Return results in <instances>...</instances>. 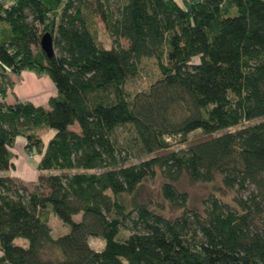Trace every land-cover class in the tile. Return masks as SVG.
I'll return each instance as SVG.
<instances>
[{
	"label": "trees",
	"instance_id": "16d2710c",
	"mask_svg": "<svg viewBox=\"0 0 264 264\" xmlns=\"http://www.w3.org/2000/svg\"><path fill=\"white\" fill-rule=\"evenodd\" d=\"M110 1L0 0V264H264V0ZM144 58L158 76L131 92ZM22 71L52 81L47 107L7 102ZM18 137L39 155L30 184L7 173ZM134 152L147 157L133 163ZM156 169L179 215L137 200ZM184 173L247 194L189 210L175 186ZM50 215L69 231L54 238Z\"/></svg>",
	"mask_w": 264,
	"mask_h": 264
},
{
	"label": "rangeland",
	"instance_id": "374dc122",
	"mask_svg": "<svg viewBox=\"0 0 264 264\" xmlns=\"http://www.w3.org/2000/svg\"><path fill=\"white\" fill-rule=\"evenodd\" d=\"M182 2V0H177ZM90 8H94L96 0H87ZM111 7L114 8L117 5V1L111 0ZM89 12V11H88ZM91 15V14H90ZM91 29L94 31L97 41L105 47H110L112 45V39L105 29L104 23L101 21L99 16L92 14L91 16ZM125 44V41H121ZM33 72V71H32ZM36 74L35 72H33ZM158 68L156 64V59L154 58H144L141 61L139 67V73L137 76L130 78L127 81L126 88L135 92L140 89H145L148 85L158 76ZM38 75V74H36ZM12 78L15 75H11ZM40 77L45 75H38ZM71 128L77 129L74 125ZM38 134L41 135L44 144H46L49 138L53 135L54 130L50 128L39 129ZM204 135L199 131L191 132L188 135V143L199 139H202ZM176 141V142H175ZM172 148H179L185 146V144L178 143L177 140H171ZM14 169L12 173L16 179L20 180L23 184H30L36 180L37 171L35 165L39 159V155L36 152H30L25 149V140L23 137H18L17 143L14 147ZM147 156L134 152L132 158L129 161L137 163L140 159L146 158ZM163 178L160 174L159 169H156L153 178H147L143 181L142 185L139 187L137 200L139 202H150L158 213L164 216L173 217L179 215L183 208L181 207H171L167 201H165L160 194V184ZM176 189L180 192H185L187 194V204L186 208L189 210H194L200 213L204 212L205 203L211 196H217L223 202L227 203L229 206H234V198L238 196L245 197L247 191H236L235 189H230L222 185L221 176L216 175L213 182H192L188 176L184 173L175 183ZM32 186L30 185L29 188ZM75 219H79L80 215L74 216ZM49 225L52 231V236L54 238L63 235L69 231L67 226H63L61 221L57 217L50 215ZM125 235L128 232L124 233ZM16 245L25 247L27 242L24 239H16ZM90 246L99 251L103 247V242L99 239L91 238L89 240Z\"/></svg>",
	"mask_w": 264,
	"mask_h": 264
},
{
	"label": "crops",
	"instance_id": "0c3cea01",
	"mask_svg": "<svg viewBox=\"0 0 264 264\" xmlns=\"http://www.w3.org/2000/svg\"><path fill=\"white\" fill-rule=\"evenodd\" d=\"M13 80L15 81L14 86L7 95V102L9 103L19 99L47 107L48 99L56 93L48 76L40 77L32 71H22L19 76H14ZM10 174L12 175V173Z\"/></svg>",
	"mask_w": 264,
	"mask_h": 264
},
{
	"label": "water",
	"instance_id": "95a60500",
	"mask_svg": "<svg viewBox=\"0 0 264 264\" xmlns=\"http://www.w3.org/2000/svg\"><path fill=\"white\" fill-rule=\"evenodd\" d=\"M39 45L47 57H51L53 55V40L49 32H44L41 35Z\"/></svg>",
	"mask_w": 264,
	"mask_h": 264
}]
</instances>
